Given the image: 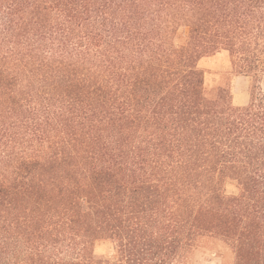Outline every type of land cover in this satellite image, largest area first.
Masks as SVG:
<instances>
[{"label": "trees", "instance_id": "16d2710c", "mask_svg": "<svg viewBox=\"0 0 264 264\" xmlns=\"http://www.w3.org/2000/svg\"><path fill=\"white\" fill-rule=\"evenodd\" d=\"M263 87L264 0H0V264H264Z\"/></svg>", "mask_w": 264, "mask_h": 264}, {"label": "rangeland", "instance_id": "374dc122", "mask_svg": "<svg viewBox=\"0 0 264 264\" xmlns=\"http://www.w3.org/2000/svg\"><path fill=\"white\" fill-rule=\"evenodd\" d=\"M226 58L224 54H217L200 61L199 66L207 73L206 83L210 90H215L219 85L226 84L227 80L219 76L225 72ZM229 72H232L229 69ZM230 77V75H227ZM232 92L237 96V104H248L250 101V85L245 77H234L231 84ZM264 88V87H263ZM235 103V104H236ZM227 248L224 243L214 240H206L192 255L191 264H225L224 255ZM110 246L104 245L97 249L99 256L111 255Z\"/></svg>", "mask_w": 264, "mask_h": 264}]
</instances>
